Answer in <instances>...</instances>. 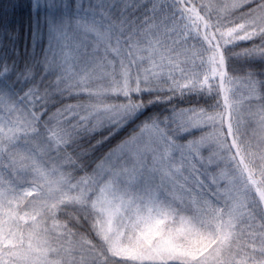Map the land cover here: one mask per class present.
Instances as JSON below:
<instances>
[{
	"label": "snow or ice",
	"instance_id": "snow-or-ice-1",
	"mask_svg": "<svg viewBox=\"0 0 264 264\" xmlns=\"http://www.w3.org/2000/svg\"><path fill=\"white\" fill-rule=\"evenodd\" d=\"M0 264H264V0H0Z\"/></svg>",
	"mask_w": 264,
	"mask_h": 264
},
{
	"label": "rangeland",
	"instance_id": "rangeland-1",
	"mask_svg": "<svg viewBox=\"0 0 264 264\" xmlns=\"http://www.w3.org/2000/svg\"><path fill=\"white\" fill-rule=\"evenodd\" d=\"M88 42L89 43H93L94 42L93 38L92 37H89L88 38ZM69 43L71 44L72 41H69ZM65 50L67 51V49H65ZM59 51H60V49L57 48L56 49V52H57V55L58 56H59ZM232 87H233L234 95L232 93H230V97L232 99H234V100H240V99H242L243 98V95H244V93L246 91V89L244 88L243 84H236V85H233ZM205 155H207V153H205Z\"/></svg>",
	"mask_w": 264,
	"mask_h": 264
},
{
	"label": "trees",
	"instance_id": "trees-1",
	"mask_svg": "<svg viewBox=\"0 0 264 264\" xmlns=\"http://www.w3.org/2000/svg\"><path fill=\"white\" fill-rule=\"evenodd\" d=\"M55 77H53V79H54ZM66 102H68V103H76V101L75 100H68V101H66Z\"/></svg>",
	"mask_w": 264,
	"mask_h": 264
}]
</instances>
